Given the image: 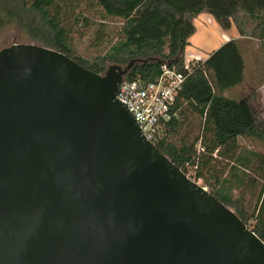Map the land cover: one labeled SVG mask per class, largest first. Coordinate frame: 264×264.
<instances>
[{"label": "water", "instance_id": "1", "mask_svg": "<svg viewBox=\"0 0 264 264\" xmlns=\"http://www.w3.org/2000/svg\"><path fill=\"white\" fill-rule=\"evenodd\" d=\"M136 62L98 74L36 43L0 50V264H264V241L118 100Z\"/></svg>", "mask_w": 264, "mask_h": 264}, {"label": "trees", "instance_id": "2", "mask_svg": "<svg viewBox=\"0 0 264 264\" xmlns=\"http://www.w3.org/2000/svg\"><path fill=\"white\" fill-rule=\"evenodd\" d=\"M0 0V35L12 26L36 44L104 74L137 60L126 80L153 83L163 67L184 69L186 49L205 12L231 19L240 38L191 63L178 96L179 118L156 147L231 208L264 241V119L253 100L264 87V0ZM78 37L75 38V34ZM87 48L89 51H87ZM247 88L241 95L237 89Z\"/></svg>", "mask_w": 264, "mask_h": 264}, {"label": "built area", "instance_id": "3", "mask_svg": "<svg viewBox=\"0 0 264 264\" xmlns=\"http://www.w3.org/2000/svg\"><path fill=\"white\" fill-rule=\"evenodd\" d=\"M194 61L203 60L187 59L181 71L164 66L153 83L126 79L121 83L117 98L133 115L147 141L155 143L163 135L167 123L179 118L177 99Z\"/></svg>", "mask_w": 264, "mask_h": 264}, {"label": "crops", "instance_id": "4", "mask_svg": "<svg viewBox=\"0 0 264 264\" xmlns=\"http://www.w3.org/2000/svg\"><path fill=\"white\" fill-rule=\"evenodd\" d=\"M194 23L197 32L186 49L185 60L199 58L204 61L223 44L240 38L231 19H220L214 13L205 12L196 18ZM192 49L193 51H190Z\"/></svg>", "mask_w": 264, "mask_h": 264}, {"label": "rangeland", "instance_id": "5", "mask_svg": "<svg viewBox=\"0 0 264 264\" xmlns=\"http://www.w3.org/2000/svg\"><path fill=\"white\" fill-rule=\"evenodd\" d=\"M66 2L68 4V6H70L71 8L73 6H75L74 9H77V7L82 8L83 6H87L85 4L86 0H66ZM77 37H78V33L75 34V38H77ZM15 43L29 44V43H35V42H32L29 39L28 35L25 32H23L22 30H20L18 27L12 26L10 28H7L6 30H4L1 33V35H0V50L5 48V47H9ZM194 45L195 44H193V46ZM87 51H89L88 48H87ZM190 51H193V49ZM110 65H112V64H108L107 69L109 68ZM237 92L241 95H247L249 93L247 88L237 89ZM253 104H254V107L256 108V111L259 112L261 117L264 119V87L260 90L258 95L254 98ZM240 143L244 147H246L247 149H254V150H257L260 152H264V143L263 142H259V141L249 139V138H242V139H240ZM192 180H194V179H192ZM197 182L203 186L202 180L197 181Z\"/></svg>", "mask_w": 264, "mask_h": 264}]
</instances>
